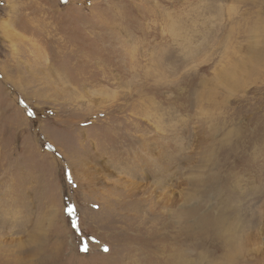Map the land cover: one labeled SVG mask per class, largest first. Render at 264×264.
<instances>
[{
	"label": "rangeland",
	"instance_id": "obj_1",
	"mask_svg": "<svg viewBox=\"0 0 264 264\" xmlns=\"http://www.w3.org/2000/svg\"><path fill=\"white\" fill-rule=\"evenodd\" d=\"M0 264H264V0H0Z\"/></svg>",
	"mask_w": 264,
	"mask_h": 264
},
{
	"label": "bare ground",
	"instance_id": "obj_2",
	"mask_svg": "<svg viewBox=\"0 0 264 264\" xmlns=\"http://www.w3.org/2000/svg\"><path fill=\"white\" fill-rule=\"evenodd\" d=\"M153 9V8H152ZM152 18V17H151ZM143 19V18H142ZM141 30V29H140ZM168 239V238H167ZM172 239V238H171ZM178 239V238H177ZM171 243H173V242H171ZM155 253V252H154Z\"/></svg>",
	"mask_w": 264,
	"mask_h": 264
},
{
	"label": "snow or ice",
	"instance_id": "obj_3",
	"mask_svg": "<svg viewBox=\"0 0 264 264\" xmlns=\"http://www.w3.org/2000/svg\"><path fill=\"white\" fill-rule=\"evenodd\" d=\"M104 250H105V251H108V249H107V248H105Z\"/></svg>",
	"mask_w": 264,
	"mask_h": 264
}]
</instances>
